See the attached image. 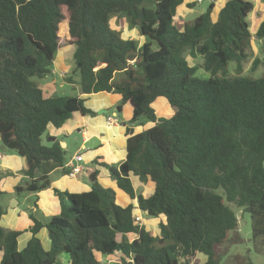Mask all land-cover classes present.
I'll return each instance as SVG.
<instances>
[{"label": "trees", "instance_id": "trees-1", "mask_svg": "<svg viewBox=\"0 0 264 264\" xmlns=\"http://www.w3.org/2000/svg\"><path fill=\"white\" fill-rule=\"evenodd\" d=\"M183 2L0 0V143L26 165L15 191L50 188V173L63 169L66 153L57 140L42 143L47 128H60L74 113L93 115L81 96L113 93L121 98L117 113L123 104L131 107L129 125L142 117L153 126L137 134L126 129L124 161L118 169L101 166L138 210L163 218L152 234L135 223V204L117 205L115 192L98 184L97 171H86L89 191L54 189L59 213L45 225L30 215L31 238L22 250L20 231L0 225V264H59L61 256L67 264H99L107 256L116 257L113 264H192L199 255L204 264H218L216 248L231 244L238 226L230 206L249 215L252 250L264 256V73L242 74L253 5L228 0L213 21L209 3L179 28ZM114 16L144 42L111 29ZM254 37L264 49V20ZM61 40L74 46V67L64 81L77 84L81 96L46 97L41 90ZM184 53L201 57V66H189ZM258 65L264 69V57L253 59L250 71ZM197 68L209 77L197 78ZM157 98L166 100L170 117H156ZM130 175L152 183V193H137ZM4 213L0 206V219ZM42 227L47 251L37 237Z\"/></svg>", "mask_w": 264, "mask_h": 264}, {"label": "crops", "instance_id": "crops-1", "mask_svg": "<svg viewBox=\"0 0 264 264\" xmlns=\"http://www.w3.org/2000/svg\"><path fill=\"white\" fill-rule=\"evenodd\" d=\"M194 1L184 0L178 10ZM227 1L215 0L211 13L213 21L216 20L218 11ZM247 1L253 5L252 12L248 15V22L250 33L254 36L259 24L264 20V7L262 0ZM253 3L257 4V7ZM251 21L253 28H251ZM117 22L120 23L121 29L124 28L123 31L120 30L121 35L125 37L124 39H131L129 37L130 32H133L134 29L129 31L123 18L117 19L112 23L113 29H118ZM142 42H144V38L140 37L138 43L141 44ZM258 42L261 44L260 41ZM57 58V56H54L52 64L54 67L51 68L52 75L46 82L42 80L41 90L44 96L57 95V92L63 91L65 85L69 86L70 89L77 88L78 94L75 96H81L75 83L68 84L64 81L65 77L68 76V72H65L66 66L63 64V59ZM55 70L58 71L59 78L56 77ZM81 97L85 100L84 106L92 111L93 115L82 116L79 113H74L60 128L51 126L47 128L46 138H44L46 140L45 145L57 140L66 153L63 169H55L50 173V188L36 194L27 193L23 190L16 192L15 189L22 187L24 184L23 171L26 167L25 162L22 158L12 153L0 152V206L5 210L4 215L0 219V225L4 230L20 231V235L17 238V249L19 251L25 247L31 238L29 228L33 225V222L30 219V215L39 223L45 225L51 217L59 213V202L53 192L54 189L76 194L90 190L89 185L85 181L86 171H97L98 184L112 189L115 192V197L121 202L120 206L135 204L133 215L140 216L142 226L146 230V224L153 221H157L156 224H158L160 220H163V218H152L150 221L143 219L141 215L146 214L137 209L135 200L131 201L124 193L118 190L115 182L110 179L106 168L101 166L106 164L118 169L125 159L126 129L129 128L134 134H137L151 128L153 123L138 121L128 127V122L132 118V109L129 105L123 104L120 106V112L117 113L115 106L121 99L117 94L100 92ZM153 106L157 108L154 110ZM151 107L158 118L172 115L170 106L164 98H157ZM78 154H81L82 160L76 163L73 158ZM70 163L82 167L83 173L78 178H72L67 173L62 172V170L69 172ZM129 178L137 193L144 197H148L152 193L154 188L152 183L142 184L133 175H130ZM37 237L43 249L45 251L49 250L50 244L44 227L40 229ZM110 259L114 263L117 261L115 256H110ZM113 259H116V261ZM65 262L66 264L68 263L67 257Z\"/></svg>", "mask_w": 264, "mask_h": 264}, {"label": "rangeland", "instance_id": "rangeland-1", "mask_svg": "<svg viewBox=\"0 0 264 264\" xmlns=\"http://www.w3.org/2000/svg\"><path fill=\"white\" fill-rule=\"evenodd\" d=\"M194 4V7L189 9L187 5L183 6L184 8H181L177 11L178 16L175 18V23L176 25L181 28L182 24L185 22H191L193 19L198 17L199 15L203 14L208 5L209 2L208 0L203 1L200 4H197L194 2H191ZM190 3V4H191ZM256 7L257 4L253 3ZM117 20V17L114 16L113 19L110 22V27L113 29L112 23ZM116 25L118 26L119 30H124L121 29L120 23L117 22ZM251 28H253L252 21H251ZM129 29V28H128ZM115 30V29H113ZM132 29H129L131 31ZM252 30V29H251ZM122 38H125L123 35H121ZM131 39L138 40L140 39V34L139 32L134 29L133 32H130ZM128 39V38H127ZM74 51V46H69L66 44L65 40H61L60 42V48L58 52L55 53V57L57 56V59H63V64L66 66L65 72H68V75L71 74L74 64L72 61V53ZM61 52V53H60ZM62 54V55H61ZM184 58L188 62L189 66H195V67H200L202 64V58L201 57H196L195 59H191L187 53L183 54ZM264 57V49L263 46L255 39L254 36H252L251 39V46L250 49L248 50V58L247 60L243 63L242 65V74L243 76H250L253 78H259L262 76L264 73V69L262 65H258L256 70L254 72L250 71V65L253 59L259 58L262 59ZM57 64V62H56ZM54 65L52 66V68ZM228 74L234 75L235 73V66L233 63H230L228 65ZM55 75L57 78H59V73L57 70H55ZM195 76L197 78H208L209 75L204 72L202 69H198L195 72ZM48 80L44 79L43 82H46ZM75 82L77 83V77H74ZM42 83V81H41ZM77 85V84H76ZM57 95L59 94H64L66 96H75L78 94L77 88L75 89H70L69 86L65 85L64 89L62 92H57ZM154 110L157 108L156 106H153ZM140 122H146L144 118L139 119ZM131 125L128 124V127ZM43 144H46V140L43 138L42 140ZM0 152L2 153H12L4 150L1 146L0 143ZM13 154V153H12ZM16 155V154H14ZM17 156V155H16ZM262 168L264 169V161L262 162ZM78 178V177H77ZM16 195V194H15ZM19 196V195H18ZM116 204L120 205L121 202L118 198H115ZM236 215L237 221H238V226L235 232H233L230 235V238L232 240L231 244H226L223 246H220L216 248V256L218 258V264H264V256L260 254H256L252 250V244H251V228H250V217L247 213L243 212L241 209H235L233 206H230ZM143 219L147 220H152V217H148L146 215H141ZM157 221H153L152 223L146 224V228L149 232L152 234L157 233ZM142 224V221H141ZM120 236H118L119 238ZM66 257L63 256L59 260V264H66L65 262ZM116 261V259H113ZM206 261V258L203 255L197 256V258L193 261L192 264H204Z\"/></svg>", "mask_w": 264, "mask_h": 264}, {"label": "built area", "instance_id": "built-area-1", "mask_svg": "<svg viewBox=\"0 0 264 264\" xmlns=\"http://www.w3.org/2000/svg\"><path fill=\"white\" fill-rule=\"evenodd\" d=\"M203 1L205 0H195V3L197 4H200L202 3ZM209 3H214L215 0H208ZM110 120V119H109ZM108 120V122H109ZM82 160V157H81V154H78L76 155L74 158H73V161H75L76 163L77 162H80ZM83 173V169L82 167H80L79 165H75V164H69V172H68V175L72 178H77L79 177L81 174ZM134 221L135 223H137L138 225H142L141 224V218L140 216H134ZM112 260L110 259L109 256L107 257H101L99 259V264H113L114 262H111Z\"/></svg>", "mask_w": 264, "mask_h": 264}]
</instances>
